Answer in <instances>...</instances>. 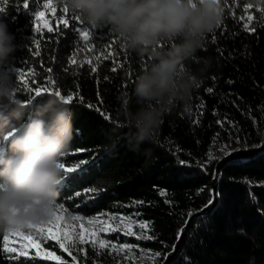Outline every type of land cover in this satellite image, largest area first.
<instances>
[{
  "label": "trees",
  "instance_id": "obj_1",
  "mask_svg": "<svg viewBox=\"0 0 264 264\" xmlns=\"http://www.w3.org/2000/svg\"><path fill=\"white\" fill-rule=\"evenodd\" d=\"M222 4L223 22L208 34L204 48L185 61L202 80L193 91L191 112L185 113L178 104L163 117L155 139L134 151L128 129L120 127L121 108L127 98L130 108L137 109L134 81L150 57L128 49L107 27L93 30L77 15L64 12L58 0H49L47 8L45 0H0V19L18 45L15 66L24 73V79H18L17 97L30 100L39 89L38 107L48 92L74 94L70 104L74 135L63 163L72 167L99 161L67 188L62 183L57 203L64 204L67 212L88 217L115 211L138 216L148 223L147 233L154 239H129L160 253L154 256L156 264L173 251L190 213L212 200L219 161L211 156L212 150L264 144V0H222ZM247 4L252 7L245 11ZM36 12H43L39 32L34 30ZM81 28L92 33L90 42L81 39ZM37 107L27 108L25 118L35 115ZM89 189L100 196L86 206L89 198L72 195ZM118 234L125 237L121 229L110 237L116 239ZM3 237L0 233V264H58L44 259L35 247L27 257L5 254ZM38 237L41 248L61 256L65 264H126L110 248L94 251L85 244L79 251L70 249L69 256L46 234ZM144 264H151V259ZM170 264H264V150L223 167L219 202L191 224Z\"/></svg>",
  "mask_w": 264,
  "mask_h": 264
},
{
  "label": "clouds",
  "instance_id": "obj_2",
  "mask_svg": "<svg viewBox=\"0 0 264 264\" xmlns=\"http://www.w3.org/2000/svg\"><path fill=\"white\" fill-rule=\"evenodd\" d=\"M90 28L107 27L131 50L150 57L136 77L133 111L124 99L120 127L128 129L132 150L155 139L163 117L182 105L192 109L202 80L185 64L204 48L222 22V0H58ZM167 43L168 47H162ZM15 34L0 19V233L24 232L58 211L65 176L63 158L74 135L70 105L51 93L25 118L19 90Z\"/></svg>",
  "mask_w": 264,
  "mask_h": 264
},
{
  "label": "snow or ice",
  "instance_id": "obj_3",
  "mask_svg": "<svg viewBox=\"0 0 264 264\" xmlns=\"http://www.w3.org/2000/svg\"><path fill=\"white\" fill-rule=\"evenodd\" d=\"M24 8H27V3H25ZM45 8L49 7V0H45ZM252 5L251 4H247V7L245 9V11L247 10V8H251ZM64 12H67L66 8H63ZM262 12H264V9H262ZM43 16V12H36L35 13V23H34V30L39 32L41 30V17ZM77 19H79V17H76ZM253 19L252 16L248 17V20L251 21ZM245 27H247V24H245ZM93 30H95V28H93ZM49 31H51V28H49ZM79 35L81 37V39L84 42H90L92 39V33H90L89 29L87 28H81L79 30ZM31 40L33 43H35V45L37 47H39V41L35 40L34 38L31 37ZM213 41H215V37L213 38ZM35 55H39V52H36ZM70 63H75L74 60L70 61ZM115 70V69H113ZM16 71L19 74V79L23 80L24 79V73L19 69L16 68ZM52 69L49 68L48 72H51ZM207 91L211 92L212 89L209 88L207 89ZM51 93H55L59 96H61V98L68 103L69 105L73 103L75 96L74 94H63L62 91H51L48 92L47 94H51ZM42 95V91L39 89L35 90L34 96L32 97V99L30 100H25L24 103L26 105L27 108H35L37 107L36 104V99L41 97ZM82 99V98H81ZM89 108H91V105H88ZM99 163L98 160H93L91 163H89L88 161H82L80 164L72 166V167H68L66 166L64 163L62 164V167L65 169V176H64V187L67 188L70 183L74 180L80 179L82 178L84 175L87 174V172L90 170V168L94 165H97ZM179 165L181 166H185L187 167V164L184 160H179L178 161ZM163 195V193H161ZM73 197L74 198H79V197H84V198H89L85 200L84 206H86L87 202H91L92 199H97L100 196V193L98 191H96L95 189H89L86 191H76L73 192ZM138 203H143V202H138ZM213 204V200H209L207 202V204L205 205V207H209L210 205ZM56 208L58 210H63V211H67V209L64 207V204L62 203H57L56 204ZM83 219V217L79 216V215H75V216H71L70 219L66 218L65 216H63L59 211H57L53 218L51 220H49L48 222L44 223V224H39V225H35L29 233H25V232H12V233H4V244H3V252L5 254H15L16 258H19L21 256L23 257H27L29 255V253L26 250H23L22 248H16V247H10L9 246V236H18L20 239L23 240H29V238L31 236H39L41 234H46L51 240L53 241H57L59 244V248L63 250V252L68 253L69 256L72 255V252L70 251V249L75 250V251H79L80 245H85V244H90L91 248L94 251H98V250H108L109 249V242L104 240V239H99V238H95L92 239L91 241H89V239H87L83 233V231L81 232H76L74 229L76 227L75 221H81ZM113 219H115V217H113ZM120 220H124V217H119ZM96 218H90L88 220V224H93L95 222ZM185 226H187V222L185 224ZM81 229H83V225H80ZM130 225H125L124 229H121V231L124 232L125 235L127 236H135L138 240L143 239V240H152L154 239L153 236L148 235L144 230L147 229L149 227V225L146 222H141L138 224V228L141 231V234L139 236H137V233L135 231L130 230ZM50 229H55L58 232L62 233L61 235H57L56 232L54 231H50ZM107 231V229H105L104 227H100L98 229V232H105ZM111 231H116L115 228L111 229ZM183 234V230H180L177 233V239H179V237ZM97 234L96 233H92V236L95 237ZM36 243L35 240L32 241V246H34ZM67 244V246H66ZM116 245L112 244L111 248L113 250L116 249ZM127 249L129 252L131 251V249L129 248V246L127 244H124L122 246V250ZM174 250V249H173ZM141 254L142 256L145 255L144 251L141 250ZM156 257L160 256V253H156L155 254ZM44 259H54L56 262H58V264H65V262L62 261L61 256H57L52 252H48L47 256L44 257ZM164 259H167V256L164 257ZM73 260H75V257H73ZM141 264H143V260H141ZM151 264H156V259L155 257L151 258Z\"/></svg>",
  "mask_w": 264,
  "mask_h": 264
},
{
  "label": "rangeland",
  "instance_id": "obj_4",
  "mask_svg": "<svg viewBox=\"0 0 264 264\" xmlns=\"http://www.w3.org/2000/svg\"><path fill=\"white\" fill-rule=\"evenodd\" d=\"M231 147H217L212 150L211 156L213 158L218 157L219 159L231 152ZM63 216L66 218H69L71 216L79 215L83 217L81 221H75L76 232L83 231L85 237L91 241L92 239L99 238L104 239L109 242V248L111 252L119 257L121 260H123L126 264L129 263V261L136 262L138 264H141V260H143V264L153 258L156 254L155 251L146 249L141 246L140 242L138 240H130L129 236L125 235V237H121L119 234L117 235L116 239H113L110 237L111 234L117 232L118 229H124L125 225H130V230L135 231L137 233V236L141 234L140 229L138 228V224L141 222H144L136 215H130L123 211H115V212H108L106 216H100V217H88L80 214L65 212L63 210H58ZM115 217V219H113ZM119 217H124V220H120ZM90 218H96L95 222L93 224H88V220ZM83 225V229H81L80 225ZM148 224V223H147ZM100 227H104L107 229L105 232H98V229ZM115 228L116 231H111V229ZM147 229L144 231L147 233ZM50 231L56 232L57 235H61V232L56 231L55 229H50ZM25 232V231H24ZM26 234L29 232H25ZM92 233H96L97 235L95 237L92 236ZM148 234V233H147ZM135 237V236H133ZM136 238V237H135ZM35 240L36 243L34 246H32V241ZM9 244L11 247L16 248H22L23 250H26L29 252L31 248L35 247L41 254L47 256V253L49 251L41 248L39 244V237L38 236H31L29 240H23L20 239L18 236H9ZM115 244L117 247L115 250L111 248V245ZM124 244H127L131 251L129 252L127 249L122 250V246ZM67 246V244H66ZM141 250L144 251L145 255L142 256ZM53 253V252H52Z\"/></svg>",
  "mask_w": 264,
  "mask_h": 264
},
{
  "label": "water",
  "instance_id": "obj_5",
  "mask_svg": "<svg viewBox=\"0 0 264 264\" xmlns=\"http://www.w3.org/2000/svg\"><path fill=\"white\" fill-rule=\"evenodd\" d=\"M262 150H264V144L262 146H258V147L237 148V149L232 150L231 152H229L228 154H226L225 156H223L222 158L219 159V161L216 165L215 175H214L213 180H212L213 204L210 205L209 207H204L202 209L195 210V211L190 213L189 219L187 221V226H184L182 229L183 234L179 237V239L175 245L174 250L171 251L167 255V259H165L162 264H170L173 261V259L178 254L183 241L185 240V238L187 237V235L189 233V229H190L191 224L195 220H197L199 217L210 214L212 212V210L215 208V206L217 205V203L219 202V181H220V176H221V172H222L223 167L226 164L233 162V161H236L238 159H243V158L254 156V155L260 153Z\"/></svg>",
  "mask_w": 264,
  "mask_h": 264
}]
</instances>
